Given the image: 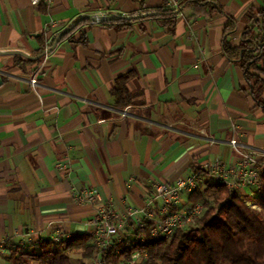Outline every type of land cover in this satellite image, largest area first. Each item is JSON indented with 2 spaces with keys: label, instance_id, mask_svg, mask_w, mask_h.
<instances>
[{
  "label": "crops",
  "instance_id": "0c3cea01",
  "mask_svg": "<svg viewBox=\"0 0 264 264\" xmlns=\"http://www.w3.org/2000/svg\"><path fill=\"white\" fill-rule=\"evenodd\" d=\"M178 2L181 15L169 26L160 14L167 0H0V242H10L0 264L10 248L38 253L43 240L90 236L96 209L140 208L159 183L195 172L209 183L211 166L228 169L243 153H256L264 173V110L223 52L224 43L240 44L264 0ZM82 16L121 19L88 20L42 57L46 34L54 39ZM128 73L129 104L119 107L112 91ZM85 188L96 190V205L73 200ZM257 189L236 193L251 200ZM189 195L180 207L191 205ZM123 250L115 242L117 264H128ZM81 253L71 250L70 264L90 263Z\"/></svg>",
  "mask_w": 264,
  "mask_h": 264
},
{
  "label": "trees",
  "instance_id": "16d2710c",
  "mask_svg": "<svg viewBox=\"0 0 264 264\" xmlns=\"http://www.w3.org/2000/svg\"><path fill=\"white\" fill-rule=\"evenodd\" d=\"M176 13V10L167 9L160 14L169 17L167 24L173 26ZM257 15L248 17L253 25L245 29L240 44L231 49L224 43L223 52L241 66L251 96L264 110V102L260 99L264 90V12ZM228 19L226 29L234 24ZM87 21L77 23L71 32ZM254 28L259 30V35L253 36ZM131 77L128 73L116 80L112 95L119 107L129 104L125 84ZM207 184L199 185L189 195L191 205L202 204V214L170 237L152 239L147 235L144 242L133 248L146 253V258L135 264H264V173L260 177L258 196L251 200L228 192L223 185L208 187ZM9 245L7 242L3 248ZM79 247H82L81 259L91 261L95 250L90 236H75L58 246L43 240L39 242L38 253H21L10 248L4 259L8 264H70L69 252ZM131 251L124 249L121 255L128 261ZM118 260L119 256L109 254V264H117Z\"/></svg>",
  "mask_w": 264,
  "mask_h": 264
},
{
  "label": "built area",
  "instance_id": "2783aa9c",
  "mask_svg": "<svg viewBox=\"0 0 264 264\" xmlns=\"http://www.w3.org/2000/svg\"><path fill=\"white\" fill-rule=\"evenodd\" d=\"M51 0H29L31 6L40 3H49ZM168 8L176 10V15H181L178 11V0H167ZM43 43V51L51 45L53 38L46 34ZM29 86L34 89L38 85L37 79L32 76L28 80ZM232 150L239 151V143L232 137L229 140ZM256 153H243L240 160L225 169L223 164H215L207 170L210 178L207 186L223 185L225 189L232 193L245 188L248 185H259L262 172L257 168ZM200 173L195 172L188 178H179L173 184L159 183L155 185L154 193L147 198L145 204L140 208H134L128 204H123L120 211L107 205L98 208L94 216L86 223L89 228V235L92 238L95 255L90 264H109V254L113 252L115 242H121L127 251H131L128 264L145 259L146 253L141 249H133L137 243H142L148 235L152 239L159 237H170L177 230H182L190 225L202 214V206L199 204L190 205L182 209L181 196L184 192H192L200 185ZM73 200L77 205L94 206L99 201V195L92 188H85L73 193ZM158 201V210L152 209L153 203ZM133 232L128 238L123 239V234L130 227ZM28 236L36 235L30 232ZM4 243L0 242V251Z\"/></svg>",
  "mask_w": 264,
  "mask_h": 264
},
{
  "label": "water",
  "instance_id": "95a60500",
  "mask_svg": "<svg viewBox=\"0 0 264 264\" xmlns=\"http://www.w3.org/2000/svg\"><path fill=\"white\" fill-rule=\"evenodd\" d=\"M119 19H121V18H119L118 16H107V17L82 16L77 21H75L74 24H72L71 26H69V27L63 29L61 32H59L56 35L52 45L46 51H43L41 56L45 55L46 53H50L57 46V44L60 42V39L62 38V36L71 32L73 30V28L77 25V23H79L80 21L89 20L93 23H104V22L116 21ZM18 53L21 54L22 56H25L26 58H29V59H38L40 57L39 56V57L32 58V57L25 55L22 52H18Z\"/></svg>",
  "mask_w": 264,
  "mask_h": 264
},
{
  "label": "rangeland",
  "instance_id": "374dc122",
  "mask_svg": "<svg viewBox=\"0 0 264 264\" xmlns=\"http://www.w3.org/2000/svg\"><path fill=\"white\" fill-rule=\"evenodd\" d=\"M216 185H210V186H208V187H215ZM189 194V193H188ZM182 202V201H181ZM189 203V201L188 202H184V200H183V207H182V209H186V208H188L190 205L188 204ZM200 206H202V204H200V203H198ZM202 211H203V207H202ZM87 264H90L89 262L87 263Z\"/></svg>",
  "mask_w": 264,
  "mask_h": 264
}]
</instances>
